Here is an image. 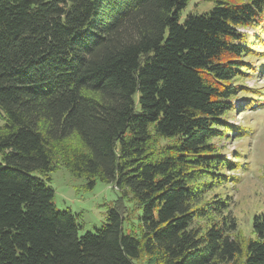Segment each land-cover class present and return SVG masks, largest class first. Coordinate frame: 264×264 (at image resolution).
<instances>
[{
    "label": "trees",
    "instance_id": "16d2710c",
    "mask_svg": "<svg viewBox=\"0 0 264 264\" xmlns=\"http://www.w3.org/2000/svg\"><path fill=\"white\" fill-rule=\"evenodd\" d=\"M187 1L0 0V264H264V212L206 200L240 182L212 141L247 130L228 119L264 0L180 23ZM62 166L121 193L94 233L54 205Z\"/></svg>",
    "mask_w": 264,
    "mask_h": 264
},
{
    "label": "rangeland",
    "instance_id": "374dc122",
    "mask_svg": "<svg viewBox=\"0 0 264 264\" xmlns=\"http://www.w3.org/2000/svg\"><path fill=\"white\" fill-rule=\"evenodd\" d=\"M215 5L216 0H188L179 12L178 21L182 23L188 14H208ZM240 31L251 35L257 32L254 28ZM255 52L254 56L243 59L248 70L234 79L247 94L231 100L234 113L228 119L232 126H243L247 130L232 132L228 138L212 141L218 151L238 162L237 170L230 174L239 177L240 182L236 189L229 184H218L206 199L210 200L213 194L226 195L231 214L241 224L247 223L250 227L252 216L264 212V49L256 47ZM247 96L260 99L261 106L249 108ZM49 176L48 186L53 190L56 209L69 210L78 216V236L94 233L96 228L105 224L109 207L121 195L114 183L96 180L92 187H87L85 179L74 177L63 166Z\"/></svg>",
    "mask_w": 264,
    "mask_h": 264
}]
</instances>
